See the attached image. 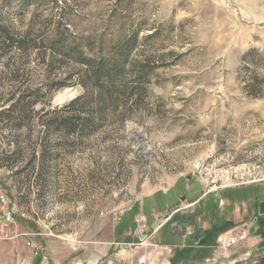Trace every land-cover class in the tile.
Instances as JSON below:
<instances>
[{
    "label": "rangeland",
    "instance_id": "374dc122",
    "mask_svg": "<svg viewBox=\"0 0 264 264\" xmlns=\"http://www.w3.org/2000/svg\"><path fill=\"white\" fill-rule=\"evenodd\" d=\"M0 196V264H264V0H0Z\"/></svg>",
    "mask_w": 264,
    "mask_h": 264
},
{
    "label": "trees",
    "instance_id": "16d2710c",
    "mask_svg": "<svg viewBox=\"0 0 264 264\" xmlns=\"http://www.w3.org/2000/svg\"><path fill=\"white\" fill-rule=\"evenodd\" d=\"M20 47H24L26 42L24 40H22L20 42ZM81 61V60H80ZM84 62L87 61V59L83 60ZM89 63L88 65H90V63H93V62H87ZM93 66L89 68V71H85V75L83 76V87L86 88L87 85L92 81L95 82V84H97V82L101 79L100 77L103 76L105 77V80H108L109 82H111V79H112V75L113 73H118V69L117 67H114L113 70H106L105 67H104V64H99L98 66H96V68L94 67V64H92ZM117 69V70H116ZM59 127H57V129H60V127H62L61 125L64 126V129H69L70 127L73 126V124L71 123H66V122H60L59 124ZM57 125V126H58ZM12 155H18V146H17V149H15L13 152H12ZM3 159H8V157H5L3 155ZM14 217V216H13ZM256 222L258 223V228L259 230L261 229L262 232H264V221L260 222L258 221V219L256 220Z\"/></svg>",
    "mask_w": 264,
    "mask_h": 264
},
{
    "label": "built area",
    "instance_id": "2783aa9c",
    "mask_svg": "<svg viewBox=\"0 0 264 264\" xmlns=\"http://www.w3.org/2000/svg\"><path fill=\"white\" fill-rule=\"evenodd\" d=\"M0 204L2 206H6L7 205V200L4 196H0ZM11 214L12 212L10 210H8L4 215L5 218L7 220H11ZM162 226V224L159 225L158 228H160ZM236 230V228L223 233L222 235H220L217 239V244L219 246V248L223 249V250H227L228 248H230L231 246L235 245L236 243H238L239 241H243L244 239L248 238L249 232H250V228L246 225H244L243 228H241L240 230H238L237 234L232 235L233 231ZM29 246H31V244L28 243ZM164 249L166 251L170 252V248H168L167 246H164Z\"/></svg>",
    "mask_w": 264,
    "mask_h": 264
},
{
    "label": "crops",
    "instance_id": "0c3cea01",
    "mask_svg": "<svg viewBox=\"0 0 264 264\" xmlns=\"http://www.w3.org/2000/svg\"><path fill=\"white\" fill-rule=\"evenodd\" d=\"M155 201V200H154ZM164 215V214H163ZM0 220H2V221H5L6 220V218H5V216H4V213H2V214H0ZM254 220H255V222H256V217L254 218ZM155 221H158V220H155ZM155 221H152L151 222V227H152V232L150 233V238H153V237H156V235H158V233L160 232V230H161V227L160 228H158L159 227V225L161 224V223H157V222H155ZM8 223H10V222H5L2 226H0V231H4V229L5 228H10V224H8ZM156 223L158 224V227L157 228H155L154 227V225H156ZM173 234V233H172ZM174 235V234H173ZM177 239H179V240H182V238H180V237H178V236H176V235H174ZM198 236H200L202 239H203V237H202V233H199V235ZM148 236L147 235H145V236H143V237H140L139 239L140 240H142V239H145L146 240V238H147ZM199 237V239L200 240H202L201 238ZM184 241V240H183ZM165 246H168V245H165ZM168 247H172V246H168ZM184 247V243L182 242L181 244H179V248H183ZM174 248H175V246H173L172 247V251H174Z\"/></svg>",
    "mask_w": 264,
    "mask_h": 264
},
{
    "label": "water",
    "instance_id": "95a60500",
    "mask_svg": "<svg viewBox=\"0 0 264 264\" xmlns=\"http://www.w3.org/2000/svg\"><path fill=\"white\" fill-rule=\"evenodd\" d=\"M193 167H194L195 169H198V167H199V163H194V164H193ZM186 178H187V179H190L191 176H187ZM154 227L157 228V227H158V224L156 223V225H154Z\"/></svg>",
    "mask_w": 264,
    "mask_h": 264
},
{
    "label": "flooded vegetation",
    "instance_id": "af4514ba",
    "mask_svg": "<svg viewBox=\"0 0 264 264\" xmlns=\"http://www.w3.org/2000/svg\"><path fill=\"white\" fill-rule=\"evenodd\" d=\"M170 218H168L166 221H168Z\"/></svg>",
    "mask_w": 264,
    "mask_h": 264
}]
</instances>
